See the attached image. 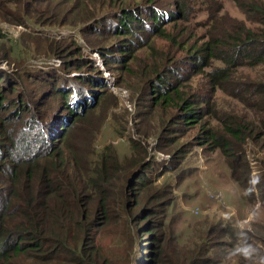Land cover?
<instances>
[{"label": "rangeland", "instance_id": "374dc122", "mask_svg": "<svg viewBox=\"0 0 264 264\" xmlns=\"http://www.w3.org/2000/svg\"><path fill=\"white\" fill-rule=\"evenodd\" d=\"M35 1H40L35 10L27 5L9 15L0 10L5 36L0 53L7 56H0V156H21L18 144L10 147L7 139L23 129L34 152H44L46 142L50 152L54 147L65 152L71 143L80 148L79 142L91 151L104 150L117 158L113 165L122 185L141 171L146 183L128 196L136 204L131 223L114 228L116 264L131 257L132 264H157L158 254L170 251L182 259L194 247L208 251L201 264H264V212L259 191L252 193L258 181L264 182V98L258 89L264 65L252 62L259 56L230 50L209 58L207 65L200 60L202 52L193 56L212 31L236 27L238 34L245 28L259 34L263 19L251 9L256 0ZM152 1L177 15L160 27L152 24L156 21L147 8ZM123 12L130 15L125 21L130 28L118 36L110 31L127 19ZM88 13L95 18L83 21ZM104 15H114L109 21L116 23L105 25ZM160 30L166 38L156 35ZM154 68L165 74L163 85L177 89L178 106L152 102L147 74ZM217 68L224 77L212 82L209 73ZM69 82L74 88L66 89ZM74 89L85 91V102L70 107ZM88 93L94 94L91 100ZM185 102L190 110L181 106ZM41 122L53 128L33 130ZM224 123L245 128L235 136ZM213 134L237 144L222 151ZM141 154L139 167L133 162ZM3 171L0 166V196L8 176ZM95 239L92 252L99 254L101 237ZM6 249L1 264L42 261L28 240L21 241L18 253Z\"/></svg>", "mask_w": 264, "mask_h": 264}, {"label": "trees", "instance_id": "16d2710c", "mask_svg": "<svg viewBox=\"0 0 264 264\" xmlns=\"http://www.w3.org/2000/svg\"><path fill=\"white\" fill-rule=\"evenodd\" d=\"M38 2L40 1L5 0V2H1L0 0V10L4 11L6 15H9L10 11H14L18 6H21V11L24 5L33 7L35 10V4ZM199 2L202 4L203 0H199ZM155 4L156 2L152 1L147 5L149 15L153 16L157 22L152 21V24L160 27L177 15L169 12L166 15L156 8ZM251 9L263 19L258 21L263 25L259 34H254L247 28L238 34L236 27H231L229 31L225 29L215 33L212 31L209 37L195 49L193 56L199 57V52H202L200 60L202 63L204 62V65H207L209 58L218 59L230 50L247 58L259 56L260 58L258 57L252 62L254 65H264V0H256ZM129 10L127 9V11ZM92 16L95 18L96 15L88 13L83 17V21L93 19ZM27 17L32 18L31 13L27 14ZM102 17L108 20L105 25L109 22L116 23V21H109L115 19L114 15ZM121 17H127V19L121 18L118 21L119 28L115 27V30L110 31L118 36L129 32L128 28H130L128 21L125 22L130 17L129 13L123 12ZM180 18L178 15L175 19ZM98 22H102V20L99 19ZM18 23L21 24L22 21H18ZM146 25L150 27L151 23H146ZM156 35L166 38L162 30ZM0 37L1 40L5 38L1 34ZM252 43L261 44L259 50L255 47L248 48ZM1 50L0 46V52ZM0 56L7 59L5 53H0ZM158 70L159 68L151 69L147 74L151 75L150 97L152 102L155 105L167 107L178 106V101L181 99H179L177 89L163 85L166 83L165 74L157 73ZM209 75H211L212 82H217L224 77L223 69H214ZM259 83L258 89L263 90L264 98V79L262 83ZM69 88H74L70 82L66 85V89ZM76 91L71 95L70 107L85 102V99L82 101L85 91L84 93L82 90ZM93 96L94 94L88 93L87 98L91 100ZM68 99L70 100V96ZM181 106L191 109V104L188 102ZM31 127L33 130L38 128L46 133L48 130L46 122ZM224 127L229 134L234 133L235 136H238L242 133L241 130L245 128V125L232 127L224 123ZM73 136L74 134L71 135V139ZM26 139V132L19 129L17 137L14 136L7 140L10 147L13 144H18L16 148L21 156L16 152L11 159H8V156H0V166L4 168L3 173L8 175L6 181L2 179L7 184L6 188L4 187L3 195L0 196V242H3L0 257L7 254V247L13 248V254L18 253L21 249V241L25 239L32 244L34 250L39 252L42 259L39 264H116L112 261L115 253L111 245L115 225L121 222L130 225L129 215L136 204L128 201L129 191L144 186L147 181L146 176L138 171L130 178L128 185H122L118 166L113 165V162H117V158L105 154L107 152L104 150L103 152L91 151L89 147H85L84 142H79L80 148L71 143L68 147L65 144V152L56 151L55 147L50 152L53 147L51 148L50 142H46L48 147L44 152L39 149L34 152L30 146L31 143L26 142ZM211 139L216 142V146L222 148V151L231 150V147L237 144L215 134L211 136ZM48 153L50 155H47ZM144 156L141 154L133 164L139 166L143 162ZM230 167L234 171V167L232 165ZM255 191H259L258 202L264 212V182L258 181L254 185L252 193L254 194ZM96 235L101 237V252L99 254L92 252ZM261 242L263 244L261 251L264 252V239ZM46 250H49L46 252V254L49 253L48 255L41 254ZM202 250L196 247L189 249L186 251V256L183 254L182 259H180L181 254L176 251H170L167 255L159 253L158 256L161 258L157 264H201V256H205L208 252ZM132 263L131 257L129 261H122L118 264ZM238 263L243 264L239 260Z\"/></svg>", "mask_w": 264, "mask_h": 264}, {"label": "clouds", "instance_id": "9594fccd", "mask_svg": "<svg viewBox=\"0 0 264 264\" xmlns=\"http://www.w3.org/2000/svg\"><path fill=\"white\" fill-rule=\"evenodd\" d=\"M163 13H165L166 15L168 14L167 13V11L166 10H163V9H160ZM53 124L52 123H50V124H48V130H47V132H49L53 127H51ZM54 129H56V128H54ZM52 134V133H51Z\"/></svg>", "mask_w": 264, "mask_h": 264}]
</instances>
